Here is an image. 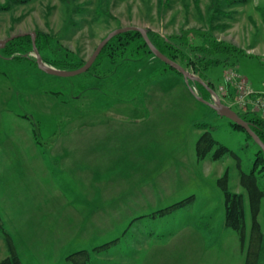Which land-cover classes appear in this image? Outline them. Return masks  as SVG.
Listing matches in <instances>:
<instances>
[{
	"label": "rangeland",
	"instance_id": "1",
	"mask_svg": "<svg viewBox=\"0 0 264 264\" xmlns=\"http://www.w3.org/2000/svg\"><path fill=\"white\" fill-rule=\"evenodd\" d=\"M131 26L148 29L168 44L181 37L191 47L202 43L201 35L230 44L247 54L228 63L219 56L223 63L205 73V82L236 113L243 110L234 104L233 90L230 97L220 93L230 70L257 96L264 95V0H0V40L38 31L84 61L109 33ZM184 53L189 56L186 48ZM26 57L17 63L0 58V223L23 264H72L68 256L115 239L120 245L93 253L92 264L245 263L252 221L240 163L229 155L199 160L196 148L200 136L211 132L249 173L261 156L245 131L198 101L180 76L154 81L163 62L153 54L120 79L123 91L137 86L127 97L140 106L139 112L124 111L123 118L102 109L98 100H81L79 109L62 103L52 94L68 93L62 82L38 70L35 53ZM45 57L52 58L48 52ZM144 81L147 89L138 90ZM87 111L92 113L86 116ZM93 141L103 143L102 166L98 163L103 180L94 196L90 185L82 186L47 149L50 143ZM258 169L264 189V168ZM226 172L229 190L245 196L244 251L239 234L225 226L219 180ZM193 197L176 213L150 218ZM139 216L147 217L131 225ZM3 235L0 231V261L10 256Z\"/></svg>",
	"mask_w": 264,
	"mask_h": 264
},
{
	"label": "trees",
	"instance_id": "2",
	"mask_svg": "<svg viewBox=\"0 0 264 264\" xmlns=\"http://www.w3.org/2000/svg\"><path fill=\"white\" fill-rule=\"evenodd\" d=\"M36 34V46L39 50L38 52H40L46 64L62 71H75L86 64V61L82 60L78 54L68 51L67 49H63V47L60 46L58 42L57 45H53L54 40L52 38L54 37H49V35L46 36V34L38 31ZM147 35H149L152 43L155 45L154 47L159 49L169 59L181 65V67H183L188 72L193 71L195 75L198 74L199 78H201L203 82L206 81L205 73L210 68L223 63L219 56H225L227 58V62L225 63H228L229 58L233 56L238 57L247 54L244 52L241 53V51L236 50V48L230 44H224L222 41H212L206 35L200 36L202 41L201 44H194L191 47L188 46V44L183 41L181 37H174L172 42L168 44L167 42L165 43V41L153 35V33L150 31H148ZM31 39L32 38L30 36H27L12 40V42L10 41V43H8L4 49L0 50V58L5 60L7 63H17L19 61L25 60L27 58L26 54L31 52L35 53L33 41ZM147 46V43L139 32L130 31L121 34L120 36H115V38L112 39L105 48H103V51L95 61V64L87 73L81 74L80 76L74 78H58L50 76L52 78H56L58 81H61V88L65 90V92H68L65 95L64 92L52 94L58 97L62 103L69 104L78 109L81 108V106L83 107V104L80 102L81 100H96L101 96H105L109 100L115 99L124 102H130L131 99H128L127 96L133 94L136 91V88L132 92H124L122 89H120L118 84L122 76L125 74L124 72L132 69L134 65L148 63L149 55H151L152 52ZM185 48L188 50L189 56L184 53ZM47 52L52 57L51 59H47L45 57V53ZM190 68L191 70H188ZM1 72L2 71H0V73ZM40 72L44 73L42 71ZM170 73H174L183 78V76L178 71H176V69L163 63V68L155 71L153 76L154 81L155 79L167 76ZM45 75L47 76V74ZM72 81H76L78 83H71ZM205 83H207V85L210 87L208 82ZM139 84L138 90L140 88L144 90V88L146 89L148 86V81H144ZM192 85L193 83L190 82V86ZM196 87L199 91L198 94H200V96H202L205 100L208 99L207 94L209 97H211L206 87L198 83L196 84ZM238 114L245 121L250 123L251 128L264 143V116L259 115L260 112L256 113V111H246ZM231 125L234 129L245 131L238 125L234 123L232 124V122ZM37 128L39 130V125ZM35 134V136H37L38 133L35 132ZM248 136L250 140H252V137L249 134ZM252 142L255 143L254 140H252ZM196 148L199 160L211 158L213 161H218L229 155L237 159L241 164V159L236 155V153H233V151H231L228 147L217 142L211 132H205L200 136L199 140L197 141ZM258 148V152L260 153L261 157L255 162V167H253L251 172H243L241 170V165L238 164L240 167V186L246 191V194L249 198V213H251L252 221V224H250V242L247 249V226L245 214L246 205L244 202L245 196L244 194L232 193L229 190V172H226L223 178L221 177L219 180V185L224 191L225 198V226L233 229L239 234L242 250L244 251V249H246V258L244 264H261V261L264 258V232L259 221L261 214L260 212L262 210V200L264 199V189L261 188L259 183V175L261 176L262 174L258 175V172L262 173L263 170H256L259 165H262L264 168V152L259 146ZM193 200L194 197L179 203H175L170 207L154 212L150 218L156 219L162 216L164 217L173 214L174 212L176 213V211L186 207L187 205H190ZM144 217L147 216L136 217L131 225H133L139 219H143ZM0 231L4 234L3 236H5V240L8 245L7 248L10 250V256L0 261V264H23L16 248H14L15 245L12 237L5 230L1 223ZM127 233L128 231L126 230L124 237ZM119 242H121V239H115L94 248L92 251L82 250L68 256V261L72 264H92L91 256L93 253L99 255H101L103 252L106 253L112 248L120 245Z\"/></svg>",
	"mask_w": 264,
	"mask_h": 264
},
{
	"label": "water",
	"instance_id": "3",
	"mask_svg": "<svg viewBox=\"0 0 264 264\" xmlns=\"http://www.w3.org/2000/svg\"><path fill=\"white\" fill-rule=\"evenodd\" d=\"M130 31L131 32L132 31L139 32L141 34V36L143 37V39L145 40V42L147 43V45H148L147 47L150 49V51L156 57V59H159L163 63L169 65V67L170 66L173 67L174 69H176V71H178L183 76V78L185 80L184 82H186L190 91L193 93V95L196 97V99L198 101H200L201 103H204L206 106H209L220 117L227 118L232 122V124L234 123V124L238 125L239 127H241V129H244L252 137V140H254L255 143L264 152V143L262 142V140H260L259 136L251 128L250 123H248L242 117H240V115L238 113H236L230 106L224 105L222 103V101L220 100V98L215 93V91L211 90L210 87L207 85V83L203 82V80L201 78L194 77L190 72H188L183 67H181V65H179L178 63L169 59L159 49L154 47L155 45L152 43L149 35H147L148 29L131 26V27L119 28V29L112 31L111 33H109L106 36V38H104L99 43L97 48L94 49L95 51L93 52V54L91 55L89 60L86 61V64L83 67H81L80 69L75 70V71H62V70H58V69L54 68L53 66L46 64L44 62V59L41 56L40 52H38L39 50L36 46V40H35L36 36H37L36 33H24V34L11 36L5 40H0V50L4 49L7 46V44L10 43V41L12 42V40H16L18 38L30 36L32 38L31 40L33 41V47H34V52H35L36 62H37L36 64L38 65V68L40 71L44 72L45 74H47L49 76H54V77H58V78H73V77L80 76L81 74L87 73L91 69V67L95 64V61L100 56L101 52L103 51V48H105L110 43V41L115 38V36H120L121 34L130 32ZM190 82H193V83L195 82V83H198V84L206 87L209 91L208 92L209 94L217 96V101L216 102H209V101L205 100L203 97H201L199 94H197V91L195 88L190 86Z\"/></svg>",
	"mask_w": 264,
	"mask_h": 264
},
{
	"label": "crops",
	"instance_id": "4",
	"mask_svg": "<svg viewBox=\"0 0 264 264\" xmlns=\"http://www.w3.org/2000/svg\"><path fill=\"white\" fill-rule=\"evenodd\" d=\"M171 74L174 73H170L168 75ZM137 85L140 84L138 83ZM136 87L137 86H135L131 90L133 91V89H135ZM120 89L122 88L120 87ZM129 90H125L124 92H129ZM147 94L148 92H146V95ZM96 100H98V103L103 102L101 103L103 105L101 107L102 109L105 110L108 109L109 112L112 111L113 114L118 118L126 117L125 116L126 113L124 111L128 109H130V111L133 112H139L137 107L140 106L136 105V103L134 102L130 103L115 99L109 100L105 96L98 97ZM91 113H92L91 111H87L86 116H89V114ZM134 115L140 116V114H134ZM130 116L131 118H134L132 115ZM112 141L115 142V140ZM37 145L40 146V144ZM102 145L103 143L99 144V143H95L94 141L88 144L87 143H50L47 149L51 159L53 161L58 162L59 165L67 168L69 172H72V174H74V177L79 179L80 184L82 186L89 188L90 185V187L93 189L91 195L94 196L96 193L100 192L99 190H96V187H98L97 182L99 181V178L101 181L103 180L101 179L102 176L100 177L98 174L99 173L98 163H100L99 165L102 166L101 162L103 161V159H101L103 157ZM101 170H103V167L101 168Z\"/></svg>",
	"mask_w": 264,
	"mask_h": 264
},
{
	"label": "built area",
	"instance_id": "5",
	"mask_svg": "<svg viewBox=\"0 0 264 264\" xmlns=\"http://www.w3.org/2000/svg\"><path fill=\"white\" fill-rule=\"evenodd\" d=\"M225 78L227 86L220 89V93L224 97L230 96L232 89L235 105L239 106L243 111H256V113L260 112L264 116V95L257 96L249 86L248 81L245 79L242 80V77L235 69L230 70ZM213 100L216 101L215 96H213Z\"/></svg>",
	"mask_w": 264,
	"mask_h": 264
}]
</instances>
